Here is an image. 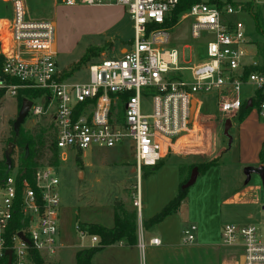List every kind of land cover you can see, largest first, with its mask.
<instances>
[{"label": "built area", "instance_id": "built-area-1", "mask_svg": "<svg viewBox=\"0 0 264 264\" xmlns=\"http://www.w3.org/2000/svg\"><path fill=\"white\" fill-rule=\"evenodd\" d=\"M11 6V18L0 19V55L4 58L0 92L18 96L20 90H40L30 112L53 117L61 159L82 155L95 147L134 145L139 174L168 155L187 150L197 141L207 95L216 97L222 122L235 117L249 99L264 118V70L257 48L250 50L244 24L231 15L244 11L231 4L198 2L178 21L191 19V39L205 44L204 60L181 65V52L170 47L173 25H168L180 0H62L64 5L124 6L133 22L134 38L118 59L90 65L87 83H69L56 61V27L49 20L25 17L24 0H0ZM177 21V22H178ZM253 86L249 97L243 87ZM153 100L152 112L142 101ZM42 100L43 104L35 103ZM196 109L191 117L192 101ZM57 167L40 166L33 181L17 171L0 176V264H60V179ZM141 215L140 193L134 200ZM19 210L21 216H17ZM16 223L22 227L12 229ZM194 227L185 230L184 244L194 241ZM93 242L98 237L93 236ZM151 244L160 245L158 237ZM222 245L232 249L229 264H264V228L255 223H226ZM143 247V244H141ZM243 259V260H242ZM224 264H228L224 262Z\"/></svg>", "mask_w": 264, "mask_h": 264}, {"label": "rangeland", "instance_id": "rangeland-1", "mask_svg": "<svg viewBox=\"0 0 264 264\" xmlns=\"http://www.w3.org/2000/svg\"><path fill=\"white\" fill-rule=\"evenodd\" d=\"M218 1L227 2V0ZM250 1L255 4V11L259 13L260 21L263 23L264 0H233L228 4L244 10L232 14L231 17L244 24L245 34L250 41L248 47L252 51L256 48L255 42L261 37L255 18L247 10V2ZM201 2L215 3L212 0H201ZM54 3L63 4L62 0H24L26 19H51L54 13ZM5 15L6 7L0 3V16L4 18ZM190 28L191 19L187 18L173 25L171 31L170 47H176L181 52V65L183 66L193 65L206 57L204 42L191 39ZM118 31L114 30L106 36H84L72 54H56L58 69H64L79 60L89 47H105L100 57L74 72L68 78L69 83L89 82L91 64L102 59H118L123 55L121 49L125 45L130 46L134 38L133 22L130 16L122 22ZM253 90V86L245 85L243 96L249 97ZM203 101L202 112L205 119L217 120L223 116L217 109L216 97L207 95ZM35 103L43 104V101L37 99ZM142 106L145 112H152V98L145 97ZM18 108V96L7 92L0 98V161L4 160L5 151L13 136V125L18 116ZM52 119L53 117L49 114L34 115L30 112L22 128L34 133L39 132L41 128L49 129L52 126ZM231 119L230 134L233 136L231 148L228 149V139L221 131L220 163L204 174H200L196 182L188 188L185 200L189 210L188 217L187 220L181 218L176 224L182 240L185 230L195 225L197 229L193 231V234L195 238L198 237L197 240L210 243L211 246L204 244L209 247L219 244L216 246H221V250L229 253L232 249L222 246V230L226 223H255L264 228V182L259 174L252 173L249 182L245 183L247 178L245 169L262 164L259 153L264 141V118L255 107L244 120L241 121L236 116ZM212 125L213 138L219 137V134H216L215 122ZM13 153L15 169L12 172H15L19 163L17 146ZM50 156L51 152L46 149L40 163L43 166L48 165ZM79 162L74 153L66 160H62L56 169L60 179L58 185L61 199L60 240L65 243V246L57 253L60 264H76V252L85 246L95 244L92 236L82 235L78 227V223L82 222L83 212L87 211L92 214L91 221H99L96 217L99 216L105 223H110L113 220L115 203L121 201L128 209L135 208L134 200L140 193L141 214L146 217L152 211L158 212L162 203L169 200L174 188L178 187L177 175L180 174V167L171 165L164 166L156 174L144 176L143 180L141 176L139 184V172L135 170L134 145L131 142L114 148L89 149L81 155ZM166 163L177 165V161L172 158Z\"/></svg>", "mask_w": 264, "mask_h": 264}, {"label": "crops", "instance_id": "crops-1", "mask_svg": "<svg viewBox=\"0 0 264 264\" xmlns=\"http://www.w3.org/2000/svg\"><path fill=\"white\" fill-rule=\"evenodd\" d=\"M1 4L6 7V15L4 18L10 19L12 14L11 6L5 3ZM53 7V17L48 20L53 22L56 27V54L60 53L62 55L72 54L77 49V46L80 44L82 37L84 36H106L109 33L114 32V30L119 32L118 27L129 16L126 8L116 3L75 6L54 3ZM1 18H3V16H0V19ZM126 50L127 46L125 45V47L121 49L122 54H124ZM18 109H20V107ZM201 110L203 111V108ZM202 111L200 112V118L202 117L204 119L205 117ZM222 117L217 120L207 119L208 121L200 124V131L197 136V141L199 143H195L190 146V148H187V150L179 152L175 155H168L165 159H163L162 166L152 173H158L166 165L180 167V174L177 175L178 187L176 186L174 188L170 195V199L162 203L161 209L158 212H160L176 196L182 182L187 178L189 179L190 175L188 167L191 164L209 162L218 158L217 165H219V154L222 151V139L220 133L223 131L221 129L224 124V122H222ZM213 122H215L216 134L218 133L219 137L213 138ZM171 158L177 161V165L173 163H166ZM135 170L136 172L138 171L136 168ZM205 172H199L198 176L200 174H204ZM141 174L138 176L139 184ZM181 179L182 181H180ZM248 182L246 180L245 183L247 184ZM242 191L243 190H241V192ZM186 198L182 201L180 209L177 213L167 216L163 221L151 227H145L143 222L158 212L152 211L148 213L146 217L141 214L137 219V242L135 244H129L124 239L117 241L97 251L93 255L90 264H224V262L229 264L233 253L232 251L229 253L226 250L224 252V250H221V246H216L219 244L214 245V247L205 246L204 244L210 245V243L202 240L199 241V239L197 240L198 237L194 238V241L191 244L183 243L182 238H180L179 228H177L178 225L176 224L181 218L183 220H187L189 210L186 206ZM91 216L92 214L87 213V211L83 212L82 223H101L106 226L113 225L114 212L112 216L113 220H111L110 223H105L101 217L96 215L95 216L98 217L97 219L99 221H91ZM192 227H194L193 231L197 229L195 225H192L191 228ZM84 234L86 233L82 231V235ZM154 237H158L161 240L160 245L151 244V239ZM64 244L65 243H62V248L65 246ZM97 244L98 242H95L94 245H88L82 249H88ZM141 244H143V247Z\"/></svg>", "mask_w": 264, "mask_h": 264}, {"label": "trees", "instance_id": "trees-1", "mask_svg": "<svg viewBox=\"0 0 264 264\" xmlns=\"http://www.w3.org/2000/svg\"><path fill=\"white\" fill-rule=\"evenodd\" d=\"M201 2V0H180L179 5L173 11V16L168 25H175L180 17V15L188 10L193 4ZM212 2L218 3L220 5L225 2L218 0H212ZM233 2V0H227L226 3ZM247 10L256 20V27L259 32L261 39L256 41V47L258 51L259 58L261 60V65L259 67H247L245 70V76L249 75L252 71L264 70V22L260 21V15L255 11V4L253 2H247ZM104 46H91L87 49L85 54H83L79 60L70 65L69 68L61 70L62 78H69L74 72L81 69L86 63L92 62L95 58L100 57L102 52H104ZM4 58L0 55V74L3 73ZM42 91L40 90H20L18 95L19 107L25 97L35 98L38 97ZM4 91L0 92V98L4 95ZM260 97L253 100V106H248L247 101L242 105L240 111L236 115L241 121L244 120L251 110L257 107L260 103ZM51 128H41L39 132H32L29 130H24L22 127L18 132L13 129V136L10 138L18 148L19 163L17 167V175L19 179L28 178L33 181L34 173L36 169L43 166L40 163V159L44 156L45 150L48 149L51 152V156L48 159V165L59 167L61 164L60 151L57 148V138L55 132ZM14 154V153H13ZM261 162L264 163V143L260 151ZM77 161H81V155H77ZM81 163V162H79ZM163 160L157 165L149 167H142V178L149 174L154 173L157 169L162 166ZM218 164V158H215L209 162H202L199 164H191L188 167L189 175L192 169L197 166L199 172L203 173L210 167ZM15 169V161L12 157V168L10 169L5 159L0 161V176L5 178L9 176L12 170ZM188 181V178L184 180L180 186V189L176 196L157 214L151 218L144 220L143 224L145 227H151L155 224L163 221L167 216L177 213L180 209L182 201L186 198L188 193V188H182V185ZM17 216H21L19 210H17ZM138 212L136 207L128 209L124 206L121 201H117L114 205V222L112 226H106L101 223H78V227L81 231L85 232L91 236L98 237V244L88 248L81 249L76 252V264H90L93 255L100 249L111 245L120 240H126L129 244H135L137 242V228H138ZM22 227L21 223H16L12 226V229H17Z\"/></svg>", "mask_w": 264, "mask_h": 264}, {"label": "water", "instance_id": "water-1", "mask_svg": "<svg viewBox=\"0 0 264 264\" xmlns=\"http://www.w3.org/2000/svg\"><path fill=\"white\" fill-rule=\"evenodd\" d=\"M54 49L56 51V43L54 44ZM32 100H30L29 98H24L22 101V104L20 106L19 112H18V116L14 121V130L16 132H18L20 130V128L22 127V124L25 122L27 116L30 113V108L32 106ZM248 106H252V99L248 100ZM196 109V102L193 100L192 101V108H191V117L194 114V111ZM232 127V119L231 118H226L224 120V124H223V136H225L228 139V149L231 148L232 146V141H233V136L230 134V129ZM16 147V144L13 141H10L8 144V147L5 151V161L8 164L9 168H12V154L13 151ZM252 173H257L260 175V177L262 178L263 182H264V165H260V166H256V167H247L245 169V174L247 177V182L250 180L251 174ZM199 174V169L197 166H195L190 174V178L188 179V181L183 185L184 189L189 188L191 185H193L196 182V179L198 177ZM9 256H10V260H9V264L11 263V254L12 251L11 250H7L6 252ZM243 260V259H242Z\"/></svg>", "mask_w": 264, "mask_h": 264}]
</instances>
